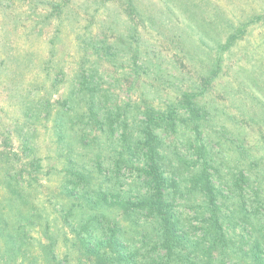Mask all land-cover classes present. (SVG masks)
I'll return each instance as SVG.
<instances>
[{
    "label": "trees",
    "instance_id": "1",
    "mask_svg": "<svg viewBox=\"0 0 264 264\" xmlns=\"http://www.w3.org/2000/svg\"><path fill=\"white\" fill-rule=\"evenodd\" d=\"M24 1L0 0L4 16L10 17L9 4ZM138 1L127 0L129 5ZM73 2L64 0V6ZM204 6L215 10L209 21L197 15L209 17ZM181 8L187 25L198 32L228 27L211 3L187 0ZM131 13L139 15L133 7ZM14 20L13 30L5 23L4 34L28 36L25 20L19 15ZM246 24L239 23L222 48L233 46ZM61 26L56 25L57 33ZM180 45L185 53L186 45ZM81 46L79 69L57 105L46 95L30 100L35 91L21 99L25 121L14 132L23 157L0 149V264H71L74 254L81 264H264V105L245 107L250 119L243 115L235 132L221 123L220 109L216 113L192 100L172 103L167 112L157 109L155 87L151 100L144 91L139 101L124 102L116 90L122 81L104 75L98 61L87 62L92 55L114 65L120 54L131 52L136 64L142 55L149 60V51L117 33ZM190 50L187 58L197 57ZM9 59L0 60V72ZM29 61L21 57L18 69H28ZM151 62L138 68L159 67ZM37 68L43 73L37 90H48L49 84L57 91L50 59ZM215 69L203 80L217 82ZM153 72L158 80L159 71ZM134 75L131 82L137 84L141 74L135 70ZM48 122L55 155L42 157L37 127ZM1 138L10 145V133ZM43 177L48 184L57 179L58 193L48 195L52 205L41 196Z\"/></svg>",
    "mask_w": 264,
    "mask_h": 264
},
{
    "label": "rangeland",
    "instance_id": "2",
    "mask_svg": "<svg viewBox=\"0 0 264 264\" xmlns=\"http://www.w3.org/2000/svg\"><path fill=\"white\" fill-rule=\"evenodd\" d=\"M98 1L75 0L73 4L64 6L66 3L64 0H25L8 5L10 14L8 19L4 16L5 6L0 4V60L4 57L10 58L6 68L0 72L1 150L6 148L8 152L23 157L20 142L14 132L16 127L25 121L21 99L35 91L30 100L46 95L53 105H57L67 95L70 80L79 69L77 65L83 52L82 41L92 37L98 40L103 39L105 35L112 37L117 33L129 37L132 43L138 40L143 45L141 48L143 53L149 51L148 58L151 60L142 55L136 64L130 58L131 52L120 54L114 65L110 60L103 58L104 60L100 61L90 56L87 66L98 61L104 75L122 81V86L116 87L123 99L121 101H139L141 96H144L142 95L144 91L147 92L145 94L147 99L151 100L155 98L153 94L155 87L159 90L153 100L157 109L167 112L174 108L172 103L179 102L180 105L183 99L192 100L214 112L215 108L220 109L221 123H225L235 132L243 123V115L246 114L247 119H250L245 107L251 108L256 103L264 105V19L255 20L256 17L264 16V0H192L200 5L211 3L212 7H217L224 14L226 18L224 23L228 26L226 30L210 34L198 32L187 25L180 14L184 9L181 5L186 4L187 0H180V3L179 0H140L137 6L135 3L129 5L127 0H113L105 5L94 4ZM54 5H59V8ZM132 7L139 15L131 13ZM210 9L208 12L206 6L202 9L209 17L199 15L198 12L197 15L200 19L203 17L209 21L215 12L213 8ZM17 15L25 20L24 27L30 30L28 36L4 34L7 31L4 29L5 23L9 31L13 30L14 24L10 22L17 21L14 20ZM46 16L51 18L46 23H41ZM151 20H154V26L151 25ZM242 22L250 24H246L245 31L243 28L241 33L235 35L232 41L236 43L233 46L222 48L231 36L229 33H233ZM59 23L62 26L61 31L57 33L55 28ZM143 24L149 28L143 29ZM136 26L138 31L133 33ZM189 28L191 32H188ZM146 43L152 45L146 46L145 49ZM180 44L186 45V51L192 49L199 59L195 55L188 59L186 56L188 52L184 53L182 50L184 46ZM52 49L51 56L49 53ZM28 52L34 57L29 56ZM174 52L177 57H174ZM26 56L30 58L28 62L30 67L21 71L18 69L19 61L21 57ZM49 59L54 73L58 74L59 86L57 91H54L48 84V90L39 91L37 88L42 85L43 73L37 65ZM150 61L159 64V67L147 63L144 68H138ZM210 68H216L215 70L219 72L217 82L203 80L211 72ZM135 70L141 74L140 82L137 84L131 82L135 78L131 73ZM113 71H115L113 74H109ZM144 71L149 73L145 75L142 73ZM153 71H159L158 80L154 79ZM124 76H128V79ZM31 82L35 84L30 86ZM181 109L179 113L182 112ZM3 132L10 133V145L7 147L2 142ZM37 133L35 144L40 155L54 156L55 144L51 138L50 122L45 127L39 125ZM46 172L45 176L48 177L49 173ZM54 178L51 184L44 181L46 177L42 180L41 196L49 201L50 205L52 201L51 198L48 199L49 193H58L57 179ZM61 249L62 256L66 257L65 248ZM80 258L81 256L74 254L69 259L71 264H81Z\"/></svg>",
    "mask_w": 264,
    "mask_h": 264
}]
</instances>
